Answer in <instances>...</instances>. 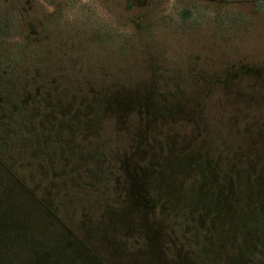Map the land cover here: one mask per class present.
Here are the masks:
<instances>
[{
	"label": "rangeland",
	"instance_id": "1",
	"mask_svg": "<svg viewBox=\"0 0 264 264\" xmlns=\"http://www.w3.org/2000/svg\"><path fill=\"white\" fill-rule=\"evenodd\" d=\"M0 112V264H264V0H0Z\"/></svg>",
	"mask_w": 264,
	"mask_h": 264
},
{
	"label": "trees",
	"instance_id": "2",
	"mask_svg": "<svg viewBox=\"0 0 264 264\" xmlns=\"http://www.w3.org/2000/svg\"><path fill=\"white\" fill-rule=\"evenodd\" d=\"M5 112V111H4ZM0 114H2V112H0ZM6 115V112L4 113V116ZM0 121H1V124H2V126H3V124L5 123L4 121L5 120H3V119H1L0 118ZM0 151H2V149L0 150ZM164 165H166V163H164ZM10 181H13V182H15L16 183V180L14 179V177H10V176H7V177H2V176H0V206L1 207H6L7 206V202H10L9 200H7L8 198H7V196L5 195V193H6V190L4 189V187H1L2 185H5V184H11V183H13V182H10ZM6 198V199H5ZM6 214H4V216H5ZM3 216V217H4ZM1 223H3V222H1ZM3 224H5V223H3ZM7 225V224H6ZM19 232L21 231V230H18ZM27 233V231L25 230V234ZM27 238V237H26Z\"/></svg>",
	"mask_w": 264,
	"mask_h": 264
}]
</instances>
